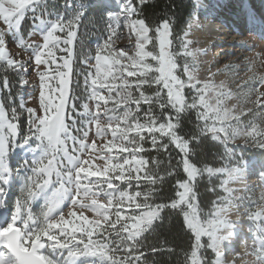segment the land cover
<instances>
[{"label": "snow or ice", "instance_id": "1", "mask_svg": "<svg viewBox=\"0 0 264 264\" xmlns=\"http://www.w3.org/2000/svg\"><path fill=\"white\" fill-rule=\"evenodd\" d=\"M149 3H155V0H115L114 4L109 0H65L64 7L72 10L67 19L60 13L55 14L54 19H45V15H53L48 11L47 0H0V24L3 25L0 27V62L5 72L0 91H8L11 111L9 117L4 100L0 99V208H7L12 182L9 156L17 148L33 155L30 165L25 160L18 169L27 173L22 178L21 195L13 202L10 221L6 226H0V264H55L42 251L46 246L53 252L60 249L61 255L67 250L63 264H76L82 255L99 258L104 264L109 261L107 245H97L91 239L102 229L78 209L91 208L99 215L93 206H110L111 199L109 205H105L95 198L100 182L107 180V187L114 188L113 177L119 183L131 179L126 176L129 166L135 170V166L143 161L141 157L129 154L148 150L142 143L145 133L151 150L155 151L159 141L153 134L164 136L173 127L157 123L150 109L143 114L145 120H141L137 115L141 111L140 105L149 106L152 97L140 91L141 99L131 98V89L139 90L147 81L126 79L124 73L135 78L156 72L155 83L168 88L170 76L167 66L171 63L173 44L175 42L178 48L191 46L192 41L187 39L189 33L185 29L190 22H199L200 9L205 7L202 0H190L188 14L179 29L175 30L177 20L174 15H166L154 25L148 23L143 11ZM233 6L247 17L250 25H259L264 30V14H257L249 0H237ZM86 19L89 23L100 25L106 38L96 45L95 63L89 66L95 72L89 71L85 76L86 85L89 79L91 81L88 99L95 102L94 110L88 103H83L81 112L76 105L78 97L72 94L71 89L72 45L77 28ZM26 20L32 24L28 39L22 32ZM121 27L136 36L134 55L123 49L115 50L111 55H102L105 50L114 49V38ZM153 42L159 55L147 50L146 46ZM10 44L19 48L15 55L10 51ZM58 52L64 55L58 56ZM29 66L38 80V103L35 107H26L21 97L17 107L7 73L14 72L18 77V86L24 88L29 85L26 78ZM35 84L36 81H33ZM129 104L135 105V109ZM160 108L163 110L164 105ZM25 113L26 130L20 123ZM78 116H87L88 119L78 121ZM164 119L167 121L171 117L165 114ZM93 131L89 143V133ZM74 132L82 133L83 138L78 139ZM109 133L111 139L108 138ZM134 137H138L140 143ZM69 141L73 142L71 152ZM72 152L79 154L73 155ZM122 153L124 156L121 159ZM97 160L103 163L97 164ZM93 177L96 178L95 183L91 180ZM89 197L90 203L85 204L84 198ZM37 198L43 199L42 220L39 215L34 217L28 207ZM65 203L68 204L67 213ZM85 221L89 224L88 228L84 227ZM52 230H59V236ZM61 236L65 239L61 240ZM84 236L89 237L88 241L83 239ZM44 237L46 241L42 240ZM74 244L83 245L85 251L73 249Z\"/></svg>", "mask_w": 264, "mask_h": 264}, {"label": "rangeland", "instance_id": "2", "mask_svg": "<svg viewBox=\"0 0 264 264\" xmlns=\"http://www.w3.org/2000/svg\"><path fill=\"white\" fill-rule=\"evenodd\" d=\"M109 2L114 4L115 0H109ZM202 2L205 7L200 9L199 22H190L185 29L188 33L193 32L196 24H199L204 31L207 23L212 20L225 25L229 24L233 31L241 32V34L254 32L256 25H250L247 17L243 13H239L238 9L233 6L237 3V0H202ZM249 2L257 14H264V0H249ZM64 4L65 0H47L48 11L52 12L53 15L51 17L45 15L44 18L54 19L55 14L60 13L67 19L72 10L64 7ZM225 4L230 6L225 7ZM2 26L0 24V27ZM179 26L180 24H177L175 30H178ZM31 28L32 24L26 20L22 28L26 39H28V32ZM262 34L264 35V30ZM35 38L33 37V39ZM105 38L101 26L89 23L87 19L77 28V36L72 45L73 73L71 89L72 94L78 97L76 105L81 112H83L81 107L83 103H88L90 108L94 110L95 102L88 99L91 93V81L89 79L86 85L85 76L89 71L95 72V69L89 66L95 63L96 45L100 44ZM256 38L258 39V37ZM261 38L259 41H263V38ZM114 39V49L105 50L102 55H111L113 51L120 49L134 55L136 36L130 33L128 29L119 28L117 37ZM153 39L155 40V37ZM187 39L192 41L190 47L185 45L184 48H178L174 42L171 49V63L167 66V74L170 76L168 88L155 83L158 75L156 72L135 78L127 77V74L124 73L126 79L147 81L139 90L136 88L131 89V98L141 99L140 91L146 96L152 97L149 106L140 105L141 111L137 115L140 116L141 120H145L143 114L150 109L151 115L156 118L157 123L163 122L166 125H173V127L164 136L153 134L156 135L159 141L155 145V151L151 150L149 137L145 133V140L142 143L145 149L148 150L143 153L129 154L137 155L143 161L141 165L135 166V170H133V166H129L126 176L131 179L119 183L113 177L114 188L107 187V180L100 182L101 186L94 193L95 198L105 205H109L111 199L110 206L104 208L93 206L99 212V215L91 208L78 209V211L85 213L97 228L102 229V231H97L91 239L97 245H107L106 251L110 257L107 264H136L135 259L138 258L140 251L131 242V239L135 236L134 232L137 233L139 229L133 230L135 229L134 226L139 227L140 222L138 219L142 212L148 210L147 208H150L153 204V188H155L160 176H163L160 161L171 165L173 164L171 160L175 157V154L190 152L191 141L182 134L180 129L184 117L189 120L194 119L197 138L200 136L207 137L220 145L219 157L224 162L220 176L218 173L220 170H218L207 179L210 191L217 194L211 213L202 214L196 208L193 184L197 177V170L192 166L186 167L189 181L180 184L177 200L172 203V205L181 207L188 227L196 236L197 243L190 256V263L204 264L203 251L208 248L216 255L215 264H220L218 258L219 248L217 249V247H220L224 235L230 232L229 230L233 231L236 228L239 233V242L243 238L250 241L243 244L245 245L242 247L243 249L238 247L230 250V257L228 258L233 260V264H264L263 51L259 43H255L251 39L244 40L238 35L232 37L231 40L229 37L228 40L211 42L208 45V50L210 49L208 52L215 50L217 47L225 48L227 52H223L217 62L216 60L213 61L212 55L211 60H207L205 63L200 56V37H190V34H188ZM146 47L147 50H152L159 55L155 42ZM9 48L13 55L19 51V48L12 44L9 45ZM57 55H64V53L58 52ZM52 67L55 68V65ZM4 75L3 64L0 62V82H2ZM7 75L13 85L11 94L15 97L16 106H19L22 97L26 107H35L38 103L39 88L32 67L29 66L26 74L29 85L24 88L18 86V77L14 72L9 71ZM33 81H36L35 85H33ZM52 83L55 85L56 82L53 81ZM116 83L118 84L119 80ZM105 94H107L106 90ZM113 96H115V92ZM29 97L34 99H29ZM0 99L4 100L9 117H11L7 90L0 91ZM160 105H164L163 110ZM111 106L110 102L109 107ZM128 106L133 110L135 109V105L129 104ZM165 114L170 116L171 119L166 121L164 119ZM87 119V116L77 117L78 121H87ZM150 119L151 117L148 118V122H150ZM26 120L27 114L25 113L20 120L25 130L27 128ZM121 126L123 127V125ZM73 134L77 135L78 139L83 138L82 133L74 132ZM108 138L111 139L110 133ZM134 138L140 143L138 137ZM176 145H179V147ZM68 146L71 152L73 142L69 141ZM165 146L167 147L165 148ZM129 147L135 148L136 145H129ZM72 154L77 155L79 153L72 152ZM123 156L122 153L121 159ZM32 159L31 152L28 153L20 148H17L9 156L12 182L9 186L7 208H0V214L6 216L2 226H6V223L10 221L13 202L21 195L22 178L27 174L24 170L18 171V169L25 160L30 165ZM45 163H47V160H45ZM96 163L100 164L103 161L97 160ZM248 166L251 167V177H255L256 180H249L244 187V191L237 193L236 170ZM62 170L66 171V169ZM91 180L95 183L96 178L93 177ZM40 199L42 198H38V203L34 200L28 207L31 208L34 217L39 215L42 220L43 199ZM84 202L85 204L90 203V197L84 198ZM64 210L67 213L68 209L65 208ZM151 224V221H146L147 226ZM84 227H89L87 221H85ZM52 231L59 236V230ZM60 239L64 240L65 237L61 236ZM83 239L88 241L89 237L84 236ZM42 240L46 241L47 238L44 237ZM206 242L208 246H206ZM72 247L73 249H79L81 252L85 251L84 246L81 244H74ZM4 251H7V249H4ZM42 251L52 258L55 264H63L64 256L67 255V250L61 255L60 249L53 252L47 246ZM238 251L244 255L235 258V252ZM76 264H104V261L94 256L82 255Z\"/></svg>", "mask_w": 264, "mask_h": 264}, {"label": "trees", "instance_id": "3", "mask_svg": "<svg viewBox=\"0 0 264 264\" xmlns=\"http://www.w3.org/2000/svg\"><path fill=\"white\" fill-rule=\"evenodd\" d=\"M190 0H155L145 5L143 17L149 24L162 20L166 15L175 16L177 24H181L188 14ZM194 119L182 118L181 132L190 143V152L177 153L171 160L173 164H162V177L157 180L153 194V204L142 212L138 221L139 231L134 232L131 242L139 248L136 264H191L190 256L196 247V236L188 227L180 206L172 205L177 200L180 184L189 181L186 167L197 170L193 184L196 208L199 213H211L217 194L210 191L207 179L210 175L224 167L219 157L220 145L210 138L196 136ZM151 221L150 226L146 221ZM142 228V229H141ZM206 246L208 243L206 242ZM204 264H215L216 255L208 248L203 251Z\"/></svg>", "mask_w": 264, "mask_h": 264}, {"label": "bare ground", "instance_id": "4", "mask_svg": "<svg viewBox=\"0 0 264 264\" xmlns=\"http://www.w3.org/2000/svg\"><path fill=\"white\" fill-rule=\"evenodd\" d=\"M202 4H203V2H202ZM258 32H260L261 35ZM262 33H263V30L261 29V27L259 25H256L254 27V32L248 33V34H241V32L238 33V32L233 31L232 27L229 24L225 25V24L220 23L218 21L212 20V21L207 23V27L204 31L202 30V27L199 24H196L193 32H191L189 34H190V37H195V36L200 37V40H201L200 56L203 59V61H205V63L207 60H211L212 55H213V61L216 60V62H217V60L221 57V54L223 52L224 53L227 52V49L225 50V48H220V47H217L215 50L211 51L212 53L208 52V51H210V49L208 50V45L211 42L215 43L218 40H228L229 37L231 40L232 37H236L238 35H239V37H241L244 40L251 39V40H254L255 43L260 44V48L263 51L262 52V59H263V63H264V42H263L264 41V35ZM256 37H258V39ZM260 38L263 41H259ZM217 54H219V55H217ZM263 69H264V67H263ZM260 71H262V70H260ZM262 88H264V87H262ZM28 153H30V152H28ZM250 168L251 167L248 166L247 168H242V169L236 170L235 180H236V192L237 193H242L244 191V187L249 180H251V181L256 180L255 177H251L252 173H251ZM40 200H42V199H40ZM5 218H6V216L1 213L0 214V226H2L3 222L5 221L4 220ZM226 231H228V230H226ZM229 231L230 232H227L224 235L223 241L221 242L220 247H217V249L219 248L218 258L220 260V264H233L234 263L233 260L231 258H228V257H230L229 251L234 250L238 247H241V249H243L242 247L245 246L243 244L250 241L247 238H243L242 241L239 242V233H238L236 228L233 229V231H231V230H229ZM240 231H241V229H240ZM257 241H259V240H257ZM244 251H245V249H244ZM235 254H236L235 258L241 257L242 255H244L243 253H241L239 251L235 252ZM245 257L247 258V256H245Z\"/></svg>", "mask_w": 264, "mask_h": 264}, {"label": "crops", "instance_id": "5", "mask_svg": "<svg viewBox=\"0 0 264 264\" xmlns=\"http://www.w3.org/2000/svg\"><path fill=\"white\" fill-rule=\"evenodd\" d=\"M94 135V132H90V134H89V139H88V142L90 143L91 142V138H92V136ZM39 202V200L38 199H36V203H38ZM66 208V210L68 209V204L67 203H65V205H64V209Z\"/></svg>", "mask_w": 264, "mask_h": 264}]
</instances>
